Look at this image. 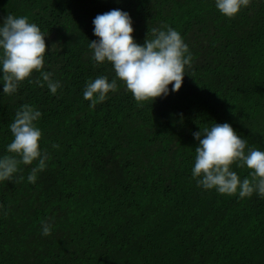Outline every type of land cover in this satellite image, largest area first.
Masks as SVG:
<instances>
[{"label": "trees", "instance_id": "trees-1", "mask_svg": "<svg viewBox=\"0 0 264 264\" xmlns=\"http://www.w3.org/2000/svg\"><path fill=\"white\" fill-rule=\"evenodd\" d=\"M113 9L130 15L138 44L164 25L180 33L192 60L179 91L170 84L138 106L117 80L90 108L86 82L115 77L91 59L92 21ZM8 14L47 35L43 70L62 87L53 95L25 80L9 96L0 80V157L23 104L42 113L49 157L35 183L36 162L21 166L23 180L0 182V264H264V197L204 190L191 174L192 133L214 123H228L246 152L264 151V0L234 18L215 0H0V25ZM232 170L250 179L246 166Z\"/></svg>", "mask_w": 264, "mask_h": 264}, {"label": "clouds", "instance_id": "clouds-1", "mask_svg": "<svg viewBox=\"0 0 264 264\" xmlns=\"http://www.w3.org/2000/svg\"><path fill=\"white\" fill-rule=\"evenodd\" d=\"M251 0H215L217 10L227 18H234ZM93 35L98 39L90 41L88 47L95 66L108 62L115 77L109 82L107 76H98L86 82L83 98L90 101V108L106 101L108 94L117 90V80L122 81L132 94L138 106L143 102L153 103L158 97L179 91L185 76V66H191L192 56L180 33L170 26L151 30L152 39L143 44L134 41L130 15L120 9L98 14L92 21ZM45 35L28 17L8 14L0 25V80L3 93L13 95L25 80L47 89L55 95L62 87L53 73L44 71V55L49 50ZM39 73L34 80L33 73ZM42 113L30 104H23L15 112L9 125L13 140L6 146L7 154L0 157V182L23 180L21 166L35 167L27 176L35 183L38 173L43 172L49 159L40 148L42 132L36 122ZM198 141L195 148L192 178L204 190L215 189L219 194L241 199L250 198L255 193L264 197V151L250 148L246 152L247 141L241 138L228 124L214 123L210 128L192 133ZM58 148L59 145H52ZM246 166L250 179L241 181L232 170V165ZM7 215V213H4ZM41 234L51 235L52 225L41 221Z\"/></svg>", "mask_w": 264, "mask_h": 264}]
</instances>
